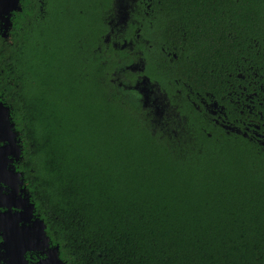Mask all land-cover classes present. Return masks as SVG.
<instances>
[{"label": "trees", "instance_id": "1", "mask_svg": "<svg viewBox=\"0 0 264 264\" xmlns=\"http://www.w3.org/2000/svg\"><path fill=\"white\" fill-rule=\"evenodd\" d=\"M74 9L0 38L14 167L49 247L65 264H264V0H144L106 44Z\"/></svg>", "mask_w": 264, "mask_h": 264}, {"label": "water", "instance_id": "2", "mask_svg": "<svg viewBox=\"0 0 264 264\" xmlns=\"http://www.w3.org/2000/svg\"><path fill=\"white\" fill-rule=\"evenodd\" d=\"M14 8L0 6L4 14ZM8 19H4L5 28ZM21 153L10 109L0 102V260L2 264H29L25 255L33 252L44 255L34 264H65L59 258L58 247H49L44 222L35 216L34 205L23 186L22 173L14 167ZM37 235L39 243L35 239Z\"/></svg>", "mask_w": 264, "mask_h": 264}, {"label": "flooded vegetation", "instance_id": "3", "mask_svg": "<svg viewBox=\"0 0 264 264\" xmlns=\"http://www.w3.org/2000/svg\"><path fill=\"white\" fill-rule=\"evenodd\" d=\"M144 0H0V6L15 7L8 10L4 14V10H0V38L10 39L15 37L19 40L25 35H33L37 24L55 25L59 22L68 19V7L75 8L73 12L77 18L82 20L83 15L91 13L98 14V20L101 27H98L100 32L99 37L104 43H110L115 38L124 40V35L128 32L129 23L131 20V12L133 8L138 7ZM145 4V3H144ZM147 7V4H145ZM9 18V24L5 28V18ZM134 36L138 35L134 32ZM115 41V40H114ZM116 46L115 42L112 44ZM126 43L123 44V47ZM132 60V58H131ZM142 65L137 62H130L126 68L134 71H143ZM141 83L138 82L133 87L142 96V99H166L165 97H150L152 91L147 87V79L145 75L139 76ZM139 85V86H137ZM154 92V91H153ZM198 99H205L200 97ZM147 102V101H146ZM145 102V103H146ZM214 107H216L214 105ZM216 114V110L213 112ZM33 253V252H31ZM27 254V253H26ZM26 256V255H25ZM27 259V258H26Z\"/></svg>", "mask_w": 264, "mask_h": 264}, {"label": "snow or ice", "instance_id": "4", "mask_svg": "<svg viewBox=\"0 0 264 264\" xmlns=\"http://www.w3.org/2000/svg\"><path fill=\"white\" fill-rule=\"evenodd\" d=\"M35 239H36V242H37V243L40 242V241H39V236H38V235L35 237Z\"/></svg>", "mask_w": 264, "mask_h": 264}, {"label": "rangeland", "instance_id": "5", "mask_svg": "<svg viewBox=\"0 0 264 264\" xmlns=\"http://www.w3.org/2000/svg\"><path fill=\"white\" fill-rule=\"evenodd\" d=\"M148 100H150L151 101V99H148ZM158 100H156V99H154L153 100V103H156ZM149 102V101H148ZM157 106H158V102H157Z\"/></svg>", "mask_w": 264, "mask_h": 264}]
</instances>
